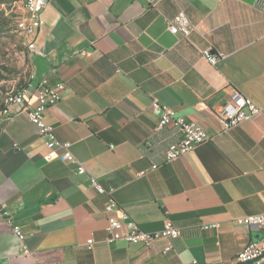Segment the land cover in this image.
I'll return each mask as SVG.
<instances>
[{"label": "crops", "instance_id": "1", "mask_svg": "<svg viewBox=\"0 0 264 264\" xmlns=\"http://www.w3.org/2000/svg\"><path fill=\"white\" fill-rule=\"evenodd\" d=\"M31 39L26 99L43 79L63 84L44 119L86 172L23 113L0 117V264H233L262 238L237 219L264 213V0H47ZM205 48L223 56L212 65ZM235 90L260 111L223 131ZM153 98L210 138L166 162L181 133L157 126ZM90 175L142 229L168 217L179 230L171 249L107 242V195Z\"/></svg>", "mask_w": 264, "mask_h": 264}, {"label": "built area", "instance_id": "2", "mask_svg": "<svg viewBox=\"0 0 264 264\" xmlns=\"http://www.w3.org/2000/svg\"><path fill=\"white\" fill-rule=\"evenodd\" d=\"M46 2L47 0L22 1L23 13L17 17L16 31L29 49L34 48V39H31V36H33L40 25L41 12ZM169 30L175 33L177 28L171 25L169 26ZM201 54L212 65L216 64L223 56L221 53L213 52L210 48L203 49ZM63 88L64 86L62 83L52 86L47 80L43 79L39 82L34 100L31 102L26 99L29 93V88L26 85L17 90H13L7 93L4 99L3 108L0 110V117L9 118L13 114L23 113L26 118L36 126L37 132L46 138V145L48 148H62V153L59 155L60 159L62 161L75 162L77 172L85 173L86 169L84 165L75 159L70 150V142L60 141L54 132L53 125L46 122L44 119V111L61 99V91ZM15 105L17 108L12 109ZM151 106L159 112L158 127L172 125L181 133V139L169 145L165 150L164 155L166 162L191 151L196 145L210 138V135L202 126L194 121L187 120L183 115L177 114L173 108L160 103L157 98L151 100ZM259 111L257 105L249 97L235 90L219 114L221 129L227 131ZM157 166V164H153L152 168H156ZM89 181L91 187L97 193L107 195V202L104 206V210L109 214L108 223L105 228L107 232V242H114L122 239L130 243L152 246L157 241L164 240L165 242L162 250L167 252L171 249L170 240L179 235V230L168 217L163 220L161 229L146 231L134 220L130 219L128 214L118 206L117 201L112 195V188H105L99 180L92 175L89 176ZM1 216L4 217L19 240H23V232L18 225L12 223L9 211L6 208L3 209ZM237 222L249 227L261 229L263 231V236L259 240H251L246 243L235 256L233 264H264V213L247 214L239 217ZM216 226L217 224H212L204 225L203 227L208 228ZM92 243V238L86 240L88 248L91 247ZM24 252L29 253V250L26 249ZM194 263L196 262L194 261ZM215 264L228 263L218 262Z\"/></svg>", "mask_w": 264, "mask_h": 264}, {"label": "rangeland", "instance_id": "3", "mask_svg": "<svg viewBox=\"0 0 264 264\" xmlns=\"http://www.w3.org/2000/svg\"><path fill=\"white\" fill-rule=\"evenodd\" d=\"M22 1L0 2V109L7 93L25 86L29 76L26 45L16 31Z\"/></svg>", "mask_w": 264, "mask_h": 264}, {"label": "trees", "instance_id": "4", "mask_svg": "<svg viewBox=\"0 0 264 264\" xmlns=\"http://www.w3.org/2000/svg\"><path fill=\"white\" fill-rule=\"evenodd\" d=\"M8 1H12V0H0L1 3H6V2H8ZM2 108H3V105L1 106V109H2ZM1 109H0V110H1Z\"/></svg>", "mask_w": 264, "mask_h": 264}]
</instances>
